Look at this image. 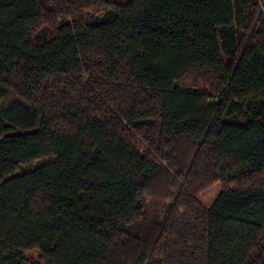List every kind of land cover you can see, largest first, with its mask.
Returning <instances> with one entry per match:
<instances>
[{
    "label": "trees",
    "instance_id": "1",
    "mask_svg": "<svg viewBox=\"0 0 264 264\" xmlns=\"http://www.w3.org/2000/svg\"><path fill=\"white\" fill-rule=\"evenodd\" d=\"M0 264H264V0H0Z\"/></svg>",
    "mask_w": 264,
    "mask_h": 264
},
{
    "label": "rangeland",
    "instance_id": "2",
    "mask_svg": "<svg viewBox=\"0 0 264 264\" xmlns=\"http://www.w3.org/2000/svg\"><path fill=\"white\" fill-rule=\"evenodd\" d=\"M250 1L251 0H238L239 5L241 9L243 10V12H246L248 10ZM195 84H196L195 85L196 87H194L193 89L196 91L204 89L205 87V84L201 81L199 82L197 81ZM50 159L51 158H42L38 162H47ZM220 190H221V185L219 183L212 184L208 186L206 189H204L203 191H201L199 195L197 196V199L200 204H202L204 207L207 208L212 204L214 199L220 193ZM25 256L28 260L33 261V262H37L40 260L39 252L37 250H32V251L27 252L25 253Z\"/></svg>",
    "mask_w": 264,
    "mask_h": 264
}]
</instances>
